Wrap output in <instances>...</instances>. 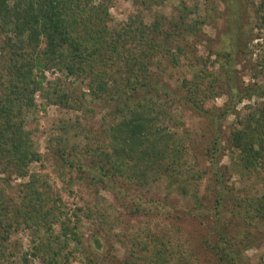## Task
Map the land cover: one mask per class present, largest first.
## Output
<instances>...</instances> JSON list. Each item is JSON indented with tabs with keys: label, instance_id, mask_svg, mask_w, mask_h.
Returning <instances> with one entry per match:
<instances>
[{
	"label": "trees",
	"instance_id": "trees-1",
	"mask_svg": "<svg viewBox=\"0 0 264 264\" xmlns=\"http://www.w3.org/2000/svg\"><path fill=\"white\" fill-rule=\"evenodd\" d=\"M124 1L135 12L117 23L115 0H0V264L16 257L11 240L23 230L31 238L24 264H244L262 242L261 233L236 228L264 223V192H254L264 182V103L243 116L236 102L264 91L238 89L232 70L224 79L189 51L203 43L216 1L226 16L232 3L175 0L165 14L173 0ZM244 2L264 33V0ZM182 59L189 70L174 81ZM225 92V106L212 105ZM38 93L49 106L79 113L58 126L45 159L62 180L77 175L95 189L96 205L84 213L95 225L92 243L82 232L83 209L70 213L47 177L32 171L45 161L28 130L36 129L28 116ZM96 106L105 112L98 129L90 123ZM185 112L202 127L186 129ZM225 154L229 165L220 163ZM234 177L249 188L230 186ZM16 179L23 183L10 194ZM101 192L138 220L135 233H115L122 222L105 213ZM189 223L196 234L185 231ZM102 234L118 239L124 258L103 253Z\"/></svg>",
	"mask_w": 264,
	"mask_h": 264
},
{
	"label": "rangeland",
	"instance_id": "rangeland-1",
	"mask_svg": "<svg viewBox=\"0 0 264 264\" xmlns=\"http://www.w3.org/2000/svg\"><path fill=\"white\" fill-rule=\"evenodd\" d=\"M231 9L230 16H226V7L222 3H215L217 7V12H214L215 19L204 25L203 33L205 39L203 43L197 45L195 49H190L192 56L200 57L207 61L209 69L217 73L219 76L225 79L226 72L232 70L236 75L235 87L240 90H245L248 87L262 88L264 91V33L256 28L255 12L248 6L244 0H230ZM236 2V3H235ZM178 4V1H171L166 4L164 8L165 14H170L172 8ZM112 15L117 23L124 22L128 15L135 12V8L130 2L124 0H115L114 7L112 9ZM225 13V14H224ZM153 14H147L146 20L148 22L153 21ZM232 22L230 26L229 23ZM240 51L246 52V54H239ZM250 51V54L247 53ZM232 56L230 60L227 58ZM233 65V67H232ZM190 67V62L188 60L182 59L180 66L172 72L173 80L181 78ZM46 77L52 80L54 76L50 71L46 72ZM79 90H84V86L77 87ZM230 100L227 92L222 96L218 97L212 105L217 108H223L225 104ZM35 103L37 107L34 112L30 113L28 116L29 122L35 121L36 129L29 128L28 130L32 133L33 140L38 144L39 151L44 155V159L47 157L46 144L47 141L57 135L58 126L62 121L76 118V115L72 112L63 111L57 107L49 106L46 100L38 93L35 97ZM237 103V111H239L243 116L247 113L249 107L260 106L264 103V93L253 96L250 99H244L240 103ZM95 107V106H94ZM92 107V108H94ZM97 107V115H94L93 121L90 120L91 125L95 129L100 126L101 119L105 116V112L102 111V107ZM91 108V109H92ZM186 116V129L191 131H197L202 127V120L198 118L193 113L185 112ZM235 116H230L225 122L224 130L226 127L235 121ZM221 165H229L230 160L228 154H225L220 160ZM32 171L47 177L51 182L56 192L63 198V201L67 203L70 213L77 212L78 209H83L81 212H77L82 219V232L86 235L89 242H93V232L95 225L85 218L84 213L87 211V207H95L96 205V191L95 189L88 187L85 182L81 181L77 175H74V180L69 181V177L62 180L53 164L45 159L41 164H36L33 166ZM15 179V178H14ZM23 180L16 179L12 182V187L16 188L11 191L10 194L16 193L17 186L22 184ZM230 186L239 189V191H246L248 187V182L242 181L240 177H234L230 181ZM256 185V183H255ZM206 184L203 185V192L205 190ZM254 192L262 194L264 192V182H260L256 185ZM100 196L106 199L103 207H106V214H111L113 221H117L120 218L122 222L121 226L116 228L115 233L130 234L135 233L132 227L136 226L139 222L138 220L129 217L128 214L122 212L119 208V204L116 203L114 197L106 192H101ZM110 208H115L118 211H113ZM226 221L230 223V220L235 219L231 214L225 217ZM142 220V219H141ZM235 224V222H231ZM235 229V225H232ZM254 228H249L247 226H237L236 230H239L243 235L247 231H251L255 236L263 235L262 242L256 244L255 247L247 251L243 257L244 264H257L263 259L264 262V223L254 225ZM185 231L196 234V226L192 223L184 224ZM242 235V234H241ZM103 253L107 256L108 252L114 251L121 259L124 258V248L117 238H113L110 242L106 240L104 234L100 235ZM31 248V238L29 232L26 230L20 231L11 240V251L16 253V257L12 259L11 264H24L21 260L23 253L27 252ZM113 248V250H111ZM31 264H40L37 261H32ZM75 264H78L77 262Z\"/></svg>",
	"mask_w": 264,
	"mask_h": 264
}]
</instances>
